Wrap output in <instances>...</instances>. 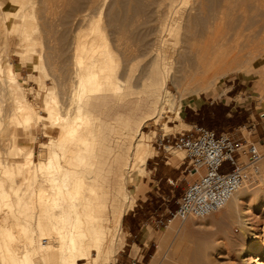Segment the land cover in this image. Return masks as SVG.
Here are the masks:
<instances>
[{
    "label": "bare ground",
    "instance_id": "1",
    "mask_svg": "<svg viewBox=\"0 0 264 264\" xmlns=\"http://www.w3.org/2000/svg\"><path fill=\"white\" fill-rule=\"evenodd\" d=\"M171 2L175 3L174 0ZM11 3L17 8L16 13L9 8ZM198 5L193 6L192 9L202 8L200 11L205 9L204 2ZM187 12L182 13L174 27L169 23L164 30L180 35L183 49L178 50L176 59L184 63L194 60L193 58L198 61L197 63L195 60L192 61L193 65L198 63L200 65L197 67L194 65L196 68L194 67L193 70L191 66L188 68L185 64L182 69L187 72L191 68L195 73L194 76L201 79V86L196 84V87L191 88L194 91L197 88L198 92H201L208 90L215 80L211 78L207 80L211 76H208L209 72L212 73L213 78H219L233 70L232 65L236 55L232 51H227L228 49L219 42L218 24L214 16L204 13L206 16L203 20H199L197 14L192 15L190 10ZM14 15L20 16L22 21L13 19L12 26L9 28L6 26V20ZM0 17V32L15 34L19 38L20 43L14 48L13 54L19 56L21 61L32 59L35 55L39 56V62L34 65V68L41 72L44 78L48 77L50 74L45 63V55L40 49L43 40L37 35L35 0H0ZM99 21H101L100 16L95 21L90 20L88 37L83 36L85 32L76 35L72 51L73 69H71L76 75L70 84L72 87L74 82L73 88L68 87L71 89V94L70 96L69 93L67 94L70 99L67 97L69 103L66 102L65 107H62L64 99L60 98L59 88L57 86L49 88L39 77V88L44 92L45 113L39 112L27 97L26 86L20 82V74L14 68L13 62L11 59L5 60V57L9 55L8 48L4 47L5 52L2 50L4 53H0V76L5 74L1 78L4 87L0 84L5 88L4 91L0 90V264H108L115 258L119 246L124 241L122 220L128 208H132L135 203V197L128 190L127 185L139 180L140 176L146 173V163L153 153V146L150 139L146 140L147 136L143 127L132 130L117 123L114 125L127 134L124 137H122L123 134L115 137L119 147L116 150L117 154L111 159L113 149L102 139V127L107 120L92 111L88 103L92 95L101 93H113L120 101L131 97H152V94H155L152 98L154 110L145 116L143 126L150 119L160 121L167 109L170 110L174 104L171 90L167 87L172 71L170 66L160 67L161 55L158 51V55L152 62L155 68L152 70L153 75H142L144 77L140 79L139 85L134 84V81L131 83L127 73L129 66L124 72L125 62L122 64L120 58H123L118 57L119 54H116L114 45L109 44V37L102 31ZM0 37L3 39V35ZM159 38H161L160 43L165 41L163 35ZM1 43L3 45L4 42ZM252 47L250 45V48ZM187 63L191 65V62ZM180 71L177 70V73L180 74ZM185 82L188 83V81ZM194 82L191 84L195 85L196 82ZM181 85L183 86L182 83ZM136 87H140L142 91L139 89L136 91ZM179 92H181L180 98L187 94V91ZM5 94L10 96L12 101L7 120L3 117ZM181 114V110L176 109V118H180ZM39 124L45 127H57L58 132L56 135L49 134L48 140L41 141L36 152L32 145L36 140L33 129ZM182 124L188 126L183 122ZM7 126L12 128L11 134L15 141L20 138L16 130L22 128V131L26 132L24 144L17 145L16 153L19 159L14 161H10L2 150L3 143L7 139L4 136ZM172 127L164 123L166 132ZM129 138L132 141L129 142ZM35 154L38 156L37 160ZM110 161L117 164L122 175L121 183L104 194V201L108 199L113 201L111 214L107 215L102 213L103 205L97 201L98 191L88 180L93 177L97 165ZM125 169H127L126 173ZM12 174L20 178H11ZM242 191H244L243 188L235 192L230 200L217 211L232 210L234 204L238 209L242 201L240 199ZM227 214L230 219L239 222L240 227L237 229H240V234L247 235L252 226L234 213L230 214L228 211ZM260 244L259 236L246 241L239 252V258L241 260L252 258L256 264H264V258L259 253ZM163 256H165V249L159 247L152 258V264L157 263Z\"/></svg>",
    "mask_w": 264,
    "mask_h": 264
},
{
    "label": "rangeland",
    "instance_id": "2",
    "mask_svg": "<svg viewBox=\"0 0 264 264\" xmlns=\"http://www.w3.org/2000/svg\"><path fill=\"white\" fill-rule=\"evenodd\" d=\"M169 1L35 0L38 22L37 35L43 40L40 49L44 52L45 63L48 66L49 73H51L48 77H43L45 80L42 77L32 76L25 80L26 83L21 79L20 82L26 86L27 97L39 112L45 113L44 92L39 88L40 80L46 82L49 88L55 86L59 88L60 98L64 99L62 107H65L70 99L67 94L69 93L70 96L74 82L71 85L72 87H70V84L74 81L72 79L76 75L71 70L73 69L72 51L76 35L85 32L86 34L83 33V36L88 37L90 20L95 21L98 16L101 17L99 22H101L102 31L109 37V44L114 45L113 48L116 54H119L118 57L123 58H120L122 64L125 62L123 64L124 72L129 66L127 73L131 83L134 81V84L139 85L140 79L144 77L142 75H153L152 70H155V68L152 62L159 51V55L162 57L159 58L160 67H171L172 75L167 81V87L171 90L174 104L170 110L167 109L160 121L150 119L144 123L143 130L147 136L146 140L150 139L153 153L147 160L146 173L140 176L141 179L132 181L127 185L128 190L135 197V203L132 208H128L122 220V235L125 238V243L119 246L115 258L108 264H152V258L159 247L165 249V256L161 257L155 264H256L252 258L241 260L239 252L246 241L259 236L261 239L259 253L264 258V178L260 185L243 188L244 191L240 193V199L243 203L240 201V206L237 204L238 209L234 204L233 208L231 207L232 210L222 209V211L214 212L207 217L189 218L181 221L177 217L174 218L171 211H175L177 200L186 188L187 183L197 179L200 172L195 173L189 166L186 150L177 147L165 148L164 144H167L166 137L168 135L173 137L174 134L193 126L188 124L190 123L189 111L192 110L188 104L194 106L193 103H197L198 107L200 103L205 101L206 104L202 106L208 105L206 107L213 109L214 113L207 112L202 123L203 126L212 127L217 133L230 132L247 139H260L262 144H259V147L264 152V131L262 130V124L264 123V0H174V4L173 1ZM202 1L205 5H203L204 8L209 9L208 11L205 9H203L205 12L200 11L202 8L192 9L198 3L199 5L203 4ZM11 4H9V8L16 13L17 8ZM189 10L192 15L197 14L199 20H203L207 13L214 16L218 24L219 42L228 49L227 51H232L236 55L233 62L235 66L232 65L233 70L219 78H213L212 73L209 72L208 76H211L207 80H215L208 90L201 92H198L197 88L196 91L191 89L196 87V84L201 86V79L194 76V71L192 72L193 68L199 65L198 63L194 66L192 61L195 60L196 63L198 61L193 58L194 60L187 61L191 62V65H188L190 63H184L176 59V55L179 53L178 50L183 49L180 35L164 30L165 27L169 26V23L174 27L182 13L186 14ZM18 17L20 16H11L10 19L6 20V26L11 28L13 19L22 21L21 17ZM160 33L165 38V41L161 43ZM0 34V36L3 35V39L0 37V42H4L3 45L0 44V47L2 46L0 53L8 48L7 53L9 55L5 57V60L11 59L16 64L20 63V57L13 54L14 48L18 45L19 38L17 35L8 32L6 34L0 32ZM145 42L146 45L150 43L147 45L148 48ZM250 45L251 47L254 45L253 49L250 48ZM149 49L151 50L149 51ZM139 54L140 56H138ZM172 55H174L173 58ZM172 63L173 65H171ZM184 64L188 68L191 66L192 70L190 68L189 71L185 72L182 69ZM179 65H182L181 68ZM177 70L178 72L181 70L180 74L177 73ZM32 71L33 68L30 63L27 65L22 64L19 71L20 77ZM36 74L40 75V72H36ZM1 76L0 84H3L4 87L1 78L5 74ZM187 78L190 79L187 80ZM189 80H191L190 83ZM193 82L195 85L191 84ZM185 83L187 84L185 85ZM3 87L0 90L4 91L5 88ZM68 87L71 89H68ZM182 87L184 88L182 89ZM137 89L142 91L140 87H136L135 90L138 91ZM184 89L186 90L184 91ZM181 90L183 92L187 91L183 98H180L181 92L179 91ZM190 90L192 91L190 92ZM222 94L226 95L224 96L226 98L223 97L222 99L230 101L231 105H226L220 100ZM5 96L3 117L6 119L12 108V101L10 96L7 95V98ZM154 97L155 94H152V98ZM211 100L213 102L209 103ZM176 109L181 110L180 118H176ZM186 111H188V114ZM228 119H233V121ZM182 122L188 126L183 125ZM164 123L173 126L172 129L166 132ZM113 124L117 125L116 123ZM56 128L39 124L33 129L36 135V141L34 142L36 152L39 149L40 141L48 140L49 134H57L58 128ZM111 129L114 130V132L109 133V141L113 148L111 159H113L119 147L115 137L122 134V137H124L127 133L117 127ZM22 130V128H19L16 132H19L20 138L25 140L26 132ZM106 130L107 132L110 131L109 129ZM11 133L12 128L10 129L7 126L4 131L5 139H7L3 143L2 150L10 161H14L19 159V155L16 153L19 138L15 141ZM163 137L166 138L164 143L162 142ZM128 141L130 142L132 139L129 138ZM171 158L176 160L172 161ZM35 159L37 160L38 156H35ZM261 166L264 172V158ZM184 167H186V170L181 172ZM126 171L127 169L124 172L126 173ZM17 177V175H11V178ZM141 181L145 183V189L138 194ZM22 186L24 185L22 184ZM97 201L103 205L102 213L110 215L113 201L111 199L106 201L97 199ZM228 211L239 218H244L245 223L252 226L247 235L242 236L240 234V229H237L240 227L239 222L230 219L227 214ZM160 217L172 218L167 227L156 225V221ZM109 223L112 224L111 216ZM141 229L147 231V239L140 240L138 231ZM93 255L95 256V252H93Z\"/></svg>",
    "mask_w": 264,
    "mask_h": 264
},
{
    "label": "built area",
    "instance_id": "3",
    "mask_svg": "<svg viewBox=\"0 0 264 264\" xmlns=\"http://www.w3.org/2000/svg\"><path fill=\"white\" fill-rule=\"evenodd\" d=\"M166 138H162L163 143L165 139L167 142L165 148H184L189 166L195 173L200 172L197 179L187 183L178 198L175 211H171L174 218L185 221L208 216L222 208L235 192L260 185L264 178L260 139H247L230 132L217 133L200 125ZM170 220L160 217L156 225L166 227Z\"/></svg>",
    "mask_w": 264,
    "mask_h": 264
},
{
    "label": "crops",
    "instance_id": "4",
    "mask_svg": "<svg viewBox=\"0 0 264 264\" xmlns=\"http://www.w3.org/2000/svg\"><path fill=\"white\" fill-rule=\"evenodd\" d=\"M19 43L20 42L18 40V44ZM19 59H20V63L16 64L13 62L14 68L18 72L20 71L22 64L27 65L28 63H30L31 67L33 68L32 72H29L27 75L20 77V79L23 82L26 83L25 80H27L28 78H31L32 76L43 78L42 73L40 72V75L36 74V72H39V71L35 70L34 68V65L39 62L38 60L39 56L35 55L33 56L32 59H29L26 61H21V58ZM224 96L226 95L222 94L220 100L223 101V103L226 105H231L230 101H224V99L226 98ZM223 97L224 99H222ZM214 99L216 100V97ZM213 100H211L209 103L213 102ZM193 104L194 106H192L191 104H188L192 108V110L189 111V117H190L189 122L190 123L188 124H190L191 126L192 125L203 126L202 123L204 122V118L207 112H209L210 114H213L214 110L209 107H206L208 105L202 106L203 104H206L205 101L200 103L198 107H197V103H193ZM88 106L92 111L98 113L105 120H107L104 122L103 127H102V132H103L102 139L105 141V143L111 146V143L109 141L110 140L109 133L114 132V130H112L111 128L116 127L112 123H116V124L118 123L123 126H127L128 128L132 130H137L140 127H143V121H144L145 116L149 113H152L154 110V101L152 97H131L124 101H120L113 93H101V94L92 95L89 100ZM231 110L233 109L231 108ZM186 113L188 114V111H186ZM228 120L233 121V119H228ZM108 121H111L112 123ZM208 128L213 129L212 127H208ZM106 129H109L110 131L107 132ZM34 142L32 143L33 147H34ZM18 143L23 145L24 140L19 138ZM40 143L41 141L39 142V146H40ZM35 156L37 155L35 154ZM171 160L175 161L176 159L173 160L171 158ZM177 168H179V166H177ZM185 170H186V167L182 168L181 172H184ZM121 175H122V172L121 170L117 168V164L110 161L105 164L97 165L95 167V173L93 177L89 179L88 182L93 187H95V189L98 191V194H99L98 199L100 201H104V194L106 193V191L111 190L114 186L121 183ZM144 189H145V183L141 181L138 194L140 192H143ZM147 234H148L147 231H144V229H141L140 231H138V235L141 238L140 240L147 239ZM124 243H125V238H124L123 245Z\"/></svg>",
    "mask_w": 264,
    "mask_h": 264
}]
</instances>
